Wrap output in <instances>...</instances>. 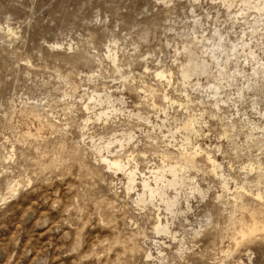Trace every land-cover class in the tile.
<instances>
[{
  "label": "rangeland",
  "instance_id": "374dc122",
  "mask_svg": "<svg viewBox=\"0 0 264 264\" xmlns=\"http://www.w3.org/2000/svg\"><path fill=\"white\" fill-rule=\"evenodd\" d=\"M214 1L0 0V264H264V82L243 98L227 87L213 116L179 71L193 21L226 32L241 7ZM107 106L118 110L100 119ZM193 117L198 134L184 130ZM183 144L210 151L230 191L201 161L185 174L201 190L181 187L177 213L138 204L143 174ZM117 151L136 168L130 193L101 160ZM253 217L262 234L242 238Z\"/></svg>",
  "mask_w": 264,
  "mask_h": 264
},
{
  "label": "bare ground",
  "instance_id": "6f19581e",
  "mask_svg": "<svg viewBox=\"0 0 264 264\" xmlns=\"http://www.w3.org/2000/svg\"><path fill=\"white\" fill-rule=\"evenodd\" d=\"M236 1L240 2L241 7L234 12L233 11L229 12V18H228L230 24L229 31L223 32L221 31L222 30L221 28L219 29L215 27V25H213L215 29L212 28L214 31L212 30L211 33L207 34L206 31L208 30L205 31L206 33L203 30L202 32H200L198 30L199 29L198 26L201 25L200 23L201 19L199 18L198 19L196 18L195 20L193 19L194 27L192 33L189 35L190 45L189 47L185 46V49L187 50L188 53L187 56L188 58L185 62L180 64V67L178 66L183 81L185 83H189L191 85V88L195 90V92L198 93V95L202 93L203 96V93H205L206 96L210 98L208 99L209 100L208 105L212 108L211 113L213 116H218V114L223 110L222 107L226 105L228 106V101L230 100V98L229 97L227 98L224 95L227 87H231L238 82L241 83L242 87L238 89V95L243 98L245 90L249 91L251 87L259 86L260 84L262 85V82H264V60L259 59L258 58L259 55H257L256 53V49L257 48L259 49L261 46H263V41H261L260 39L261 37H264V0H222L223 4H226L229 8ZM213 2L215 1L213 0ZM154 73L157 78L160 79L165 78L168 84L170 85L171 79L170 78L168 79V77L171 76V72L168 74L165 70L156 69ZM203 76L208 78L205 84L201 82V77ZM194 80L196 81L193 82ZM188 94L189 93H187V95ZM94 98L95 96L92 97V99ZM97 98H99L102 102L110 103L109 98L111 97L109 96L106 98L105 101H103L99 94ZM203 98L205 99L206 97ZM163 99L167 100V102L168 100L171 101V99L168 97L167 94L164 95ZM188 100L190 101L189 98ZM86 107H87L86 110L89 111L90 108L88 107V104ZM117 110L111 106L104 110H101L98 116L100 117V119L101 117H106L107 119L108 114L110 112ZM30 113L31 114L34 113L33 110H31ZM89 118L84 120L85 121L84 126L85 125L87 126L88 122L90 121ZM193 119L194 117L190 120L187 119L188 121L184 125V130L188 131L189 133L191 132V134L193 133L198 134L200 131L196 129L197 125L194 123ZM231 127L232 128L235 127L233 123ZM84 129L86 128L84 127ZM184 130L182 128V131ZM226 131L227 128L225 129L224 132ZM250 138H253V135H251ZM187 140H189V138H187ZM203 150L204 149H202V147L198 146L194 148L193 151L192 150L189 151L183 144L177 150L178 151L177 153H173L169 151L163 153L162 156L163 163H166L167 161L169 164H166L167 166L165 165L164 167L157 166L156 169L154 168L153 170H151L152 176L146 177L142 173L143 178L141 181V189H140L141 192L138 191L139 193H137V199L135 201L141 205V204H147L146 202L149 200L151 201L154 199H159V201L164 204L165 210L167 212L173 213L175 211L174 209L179 211L178 208L180 204L179 198L181 197L179 195L180 193L178 192V190H180L181 187H187L191 190V192L195 190L198 191L201 190L197 184L195 185L193 183V179H191L192 176L189 178V176L187 177L185 175L187 171L199 167V162L201 161L205 162L210 172H212L215 176L219 177L222 180V186L224 192L230 191L229 182H228L229 180L221 171L222 170L221 164L213 157V155H211L210 151L206 152L207 150L205 151ZM100 151L101 149H99L98 152L101 153ZM109 157L101 156L102 162L105 165H107L109 169H112L115 172L120 171L125 174L127 178L126 189L128 193L135 190L137 183L136 168L130 169L129 163L128 162L125 163L126 159L124 160L121 156H119V152L118 155L116 154V156L110 158ZM256 161H257L256 162L257 168L261 169L262 166L261 160L257 159ZM254 165L255 163L250 164L251 169L252 167H254ZM17 186L19 187V185ZM168 189H174L176 191V195H174L173 197L169 196V194H167ZM9 190L12 193L18 191L17 187H11L9 188ZM242 191H244V189ZM234 198H236V196H234ZM256 198L259 200H263L264 195L261 192H258L256 194ZM252 220L253 222L250 226L244 227L245 229L242 227L243 228L241 230L242 238H251V236L253 237V235L256 234L258 231L259 233H261L260 232L262 229V226L260 224L261 222H259L256 217H253ZM155 229L158 232H162L166 234L167 233L170 234L171 232L168 224H164L162 222L160 215L157 216Z\"/></svg>",
  "mask_w": 264,
  "mask_h": 264
}]
</instances>
